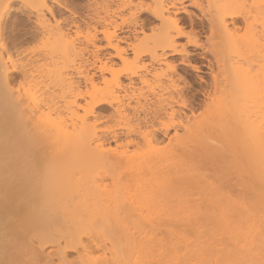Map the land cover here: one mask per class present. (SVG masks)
I'll return each mask as SVG.
<instances>
[{"label": "bare ground", "instance_id": "1", "mask_svg": "<svg viewBox=\"0 0 264 264\" xmlns=\"http://www.w3.org/2000/svg\"><path fill=\"white\" fill-rule=\"evenodd\" d=\"M263 207L264 0H0V264H264Z\"/></svg>", "mask_w": 264, "mask_h": 264}, {"label": "rangeland", "instance_id": "2", "mask_svg": "<svg viewBox=\"0 0 264 264\" xmlns=\"http://www.w3.org/2000/svg\"><path fill=\"white\" fill-rule=\"evenodd\" d=\"M70 1V0H69ZM72 1V0H71ZM194 9H192V11H193ZM141 18L143 19V20H146V19H148L149 18V15L148 14H144V15H142L141 16ZM153 22V21H152ZM155 25L156 26H159V22H156L155 23ZM147 32H150L149 30L147 31ZM64 155H65V149L63 148V147H60L58 150H54V152H52V157H54L55 159H58V158H62V157H64ZM82 156L81 155H77V156H75V158H77V159H80ZM53 158V159H54ZM55 165H57V164H55ZM54 167H56V166H54ZM51 168L49 171H51L52 172V169H53V171L55 170V168ZM57 168H58V165H57ZM261 209V210H260ZM255 210V209H254ZM254 210H251L250 212H252V213H250L251 215H252V221H250V222H253V220H254V222H253V224L254 225H256L257 227H259V229L257 228V230H255V228L256 227H252L255 231H253L252 230V228H251V231H249V232H246V231H248V230H250V222H249V224H248V228L249 229H247L246 230V228H244L245 227V224L244 225H241V227H242V231H239V233H237L238 231H236V228H235V230H231V231H236V233H233V232H231V233H233L231 236H236V237H238L237 238V240L239 241V239H240V241L242 240V241H244V240H246V239H243V238H245V237H248L247 238V240H249V238L250 239H252L253 238V236L258 240V239H260L259 238V236L261 235H259V233L261 232V227H260V225H261V222H262V218L264 219V207H263V209L262 208H259V209H256L255 211ZM258 210V211H257ZM261 211V212H260ZM255 218V219H254ZM259 218H261L260 219V221L261 222H259ZM264 221V220H263ZM257 222H259V223H257ZM246 224V225H247ZM252 224V225H253ZM247 227V226H246ZM237 229H239V228H237ZM188 230H190V229H188ZM244 230V231H243ZM246 230V231H245ZM208 231V228L207 227H204V228H202V229H200V231H190L188 234H187V236H186V238L184 239V244L185 245H188V246H190V249H194V250H196V248L197 247H195L196 245H197V243H198V241H200V242H202V241H204V240H206L207 238H211V239H213V240H221V241H224V240H226L228 237H230V229H226V228H221V227H215V228H212L211 230H209L210 232H207ZM260 231V232H259ZM204 232H206V234L204 233ZM259 232V233H258ZM236 234H238V235H236ZM235 237V238H236ZM252 237V238H251ZM160 240H162V236L161 235H159L156 239H154L153 240V242H150V243H148L146 246L148 247V248H153V250L151 251V252H154V251H156V250H158V246L156 247V245H157V243L160 241ZM241 241V243H243ZM233 248H235V246H233L231 249H233ZM49 250H51L50 248H47V252L49 251ZM234 250V249H233ZM232 251V250H231ZM149 253H147L146 251H143L142 253L140 252V251H137L135 248H134V246L132 245V264H147L148 262H149V260L150 261H153V260H151V259H149Z\"/></svg>", "mask_w": 264, "mask_h": 264}]
</instances>
